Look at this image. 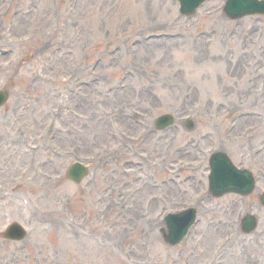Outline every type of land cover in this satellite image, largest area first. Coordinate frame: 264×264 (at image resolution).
Segmentation results:
<instances>
[{"label": "rangeland", "instance_id": "374dc122", "mask_svg": "<svg viewBox=\"0 0 264 264\" xmlns=\"http://www.w3.org/2000/svg\"><path fill=\"white\" fill-rule=\"evenodd\" d=\"M223 4L0 0V264H264V17ZM218 150L258 172L246 200L210 195ZM240 203L259 226L228 242ZM191 205L199 224L167 244L166 214ZM14 221L25 240L3 238Z\"/></svg>", "mask_w": 264, "mask_h": 264}, {"label": "bare ground", "instance_id": "6f19581e", "mask_svg": "<svg viewBox=\"0 0 264 264\" xmlns=\"http://www.w3.org/2000/svg\"><path fill=\"white\" fill-rule=\"evenodd\" d=\"M223 225H225V223H224ZM223 225H222V226H223ZM217 230H218V232H219V231H220V228L218 227Z\"/></svg>", "mask_w": 264, "mask_h": 264}, {"label": "water", "instance_id": "95a60500", "mask_svg": "<svg viewBox=\"0 0 264 264\" xmlns=\"http://www.w3.org/2000/svg\"><path fill=\"white\" fill-rule=\"evenodd\" d=\"M171 227H172V224H171ZM172 229V228H171ZM184 232V229L182 230Z\"/></svg>", "mask_w": 264, "mask_h": 264}]
</instances>
